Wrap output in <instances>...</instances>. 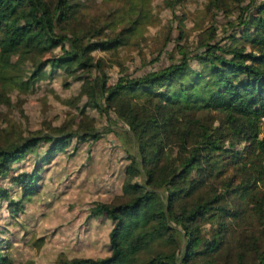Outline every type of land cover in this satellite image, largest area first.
I'll list each match as a JSON object with an SVG mask.
<instances>
[{"label":"trees","instance_id":"16d2710c","mask_svg":"<svg viewBox=\"0 0 264 264\" xmlns=\"http://www.w3.org/2000/svg\"><path fill=\"white\" fill-rule=\"evenodd\" d=\"M86 1L0 0V178L10 182L0 184V236L11 223L29 233L20 214L39 194L42 171L29 174L26 189L9 172L30 148L46 146L34 153L43 164L90 150L106 118L129 137L120 187L92 209L111 222L109 253L60 250L53 264H264V0H207L227 19L221 37L212 23L193 49L180 46V22V59L137 77L121 65L113 82L109 58L157 19L152 0H104L103 16ZM68 77L80 83L65 101L79 116L75 128L30 130L28 96ZM10 245L0 237V264H15Z\"/></svg>","mask_w":264,"mask_h":264},{"label":"rangeland","instance_id":"374dc122","mask_svg":"<svg viewBox=\"0 0 264 264\" xmlns=\"http://www.w3.org/2000/svg\"><path fill=\"white\" fill-rule=\"evenodd\" d=\"M86 2L92 14L103 16L109 8L104 0ZM206 3L207 0H152L151 11L157 19L146 27L143 37H135L132 44L109 58L111 62L107 71L110 82L118 77L122 66L127 74L137 77L177 61L181 57L178 48L191 45L190 49H193L192 43L197 41L200 31L212 23L218 37H221L227 19L224 13L209 12ZM180 22L184 24L187 40L178 46L176 37ZM39 53L41 57L48 56L46 52ZM101 54L104 55L94 52L96 56ZM116 59L121 62L120 65L114 62ZM61 69L67 72L71 68L69 64H63ZM65 80L68 86H64ZM79 86L80 83L71 77L59 78L51 86L52 90L43 88L28 96L23 107L28 116L29 129L45 128L44 131L48 132V124L75 128L72 123L77 122L79 116L65 101L78 91ZM0 111H4L1 104ZM97 126L102 136L90 150L86 145L73 156L58 155L50 163L43 164L39 157L34 156V153L39 156L46 152V146L40 144L30 148L26 161L18 169L9 172L10 176L16 175L23 180V188L26 189L25 181L29 174L35 169L42 171L38 182L39 194L25 204V213L20 214L29 233L25 235L19 224L11 223L0 236L11 244L8 252L15 264H53L60 250L76 256L100 257L109 253L111 222L101 213L93 214L92 209L95 201L111 200L120 187L122 170L128 163V159L122 157L120 148L124 145L129 147V137L120 122L113 120L110 123L102 118ZM107 130L112 131L106 133ZM115 130L119 131V135H115ZM0 184L9 186L8 177L0 178ZM41 237L45 238L44 242L34 246V241L38 243ZM2 243L4 246L5 242Z\"/></svg>","mask_w":264,"mask_h":264},{"label":"built area","instance_id":"2783aa9c","mask_svg":"<svg viewBox=\"0 0 264 264\" xmlns=\"http://www.w3.org/2000/svg\"><path fill=\"white\" fill-rule=\"evenodd\" d=\"M260 129H261V134L260 136L264 138V118H262V122L260 123Z\"/></svg>","mask_w":264,"mask_h":264}]
</instances>
